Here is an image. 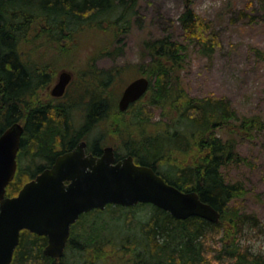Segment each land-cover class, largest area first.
Segmentation results:
<instances>
[{
	"label": "trees",
	"instance_id": "1",
	"mask_svg": "<svg viewBox=\"0 0 264 264\" xmlns=\"http://www.w3.org/2000/svg\"><path fill=\"white\" fill-rule=\"evenodd\" d=\"M134 8L135 0H0V133L24 119L17 168L5 195H15L47 164L36 163L37 158L51 160L56 153L84 137L92 122L115 111L110 109L108 98L92 93L86 102L80 101L84 114L80 129L75 130L69 124V109L34 106L32 98L36 90L47 84L51 75L33 62L32 53L23 44L33 41L37 33H43L67 51L62 40L72 41L86 26L94 24L100 28L101 22L106 21L113 34L127 31ZM180 22L188 37L194 36L206 46L210 44L208 37L214 39L206 35L203 21L191 8L184 9ZM142 45L144 58H149V62L141 70L150 80L144 95L151 96L149 103L161 109L162 120L154 132L126 141L117 156L131 155L136 163L150 166L180 190L195 191L202 201L219 211L218 220L213 222L196 215L176 218L150 203L107 204L102 209L82 213L71 224L60 257L43 254L47 243L44 235L21 230L10 264H96L94 253L101 258L98 252L104 243L112 244L115 251L124 250L128 240L123 238L130 236L117 230L111 232L104 219L107 212L110 219L124 220L126 229L137 232L133 264H210L205 252L211 249L210 240L221 229V247L214 250L217 258L233 259L230 264H264L263 255L251 252L237 241L236 235L243 224L256 218L233 205V200L244 192L243 184L226 181L221 171L225 164L241 158L234 141L223 140L217 134L231 123L228 121L234 111L225 99L195 98L179 84L175 74L184 57L182 42L164 35L145 40ZM101 75H106L104 83L107 84L115 74L102 72ZM126 111L118 110V114ZM131 116L144 124H149L152 118L144 110ZM255 127L252 117L243 118L238 131L248 128L251 131ZM27 153L32 162L29 167L24 165ZM147 206L146 218L142 220L138 216L134 222L132 217Z\"/></svg>",
	"mask_w": 264,
	"mask_h": 264
},
{
	"label": "rangeland",
	"instance_id": "2",
	"mask_svg": "<svg viewBox=\"0 0 264 264\" xmlns=\"http://www.w3.org/2000/svg\"><path fill=\"white\" fill-rule=\"evenodd\" d=\"M187 7L203 21L206 35L214 37L207 38L208 46L194 36L188 37L184 31L180 15ZM106 28L107 23L103 21L100 28L92 24L80 29L72 41L62 40L67 51L57 47L56 42L43 33H37L33 41L24 43L23 48L32 53L33 62L51 75L47 84L36 90L32 102L71 108L70 101H76H72L73 110L68 115L70 126L76 130L80 129L84 114L80 101H87L92 93L105 96L110 109L115 111L93 123L84 139L100 138L103 146L112 145L120 153L126 141L154 132L162 120L161 109L149 103V95L133 103L125 113L118 114L117 101L123 88L132 79L146 75L141 70L149 62L142 53L143 42L164 35L182 42L184 57L175 74L179 84L195 98L225 99L234 111L228 121L231 123L217 134L223 140H233L241 158L225 164L221 171L226 181L243 184L244 192L233 200V205L256 218L243 224L236 235L237 241L251 252L264 256V0H135L127 31L114 35ZM63 69L72 73V80L66 95L54 100L50 89ZM102 72L115 75L105 84L107 77L101 75ZM140 110L151 114L149 124L135 121L131 116ZM250 117L256 127L251 131L250 128L238 131L241 120ZM20 122L24 125L23 118ZM41 161L37 158L36 162ZM148 209L149 206L137 211L133 221L138 216L144 220ZM107 215L104 219L112 233L117 230L130 237L123 238L128 240L124 250L115 251L107 242L101 245L98 252L101 258L94 253L96 264H133L137 232L126 229L124 220L110 219L109 212ZM222 238L221 229L210 240L211 249L205 252L210 264L233 262V259L216 257L214 250L220 249Z\"/></svg>",
	"mask_w": 264,
	"mask_h": 264
},
{
	"label": "water",
	"instance_id": "3",
	"mask_svg": "<svg viewBox=\"0 0 264 264\" xmlns=\"http://www.w3.org/2000/svg\"><path fill=\"white\" fill-rule=\"evenodd\" d=\"M71 77L70 72L61 71L51 94L62 95ZM149 83L148 77L139 76L126 84L118 99L119 110L142 97ZM22 132V124L14 122L0 133V264L11 263L23 229L47 238L43 254L62 256L71 224L80 214L106 204L150 203L176 218L196 215L213 222L219 218V211L195 191L180 190L131 155L116 160L111 146L98 156L86 153L85 141L59 154L50 167L7 196Z\"/></svg>",
	"mask_w": 264,
	"mask_h": 264
},
{
	"label": "flooded vegetation",
	"instance_id": "4",
	"mask_svg": "<svg viewBox=\"0 0 264 264\" xmlns=\"http://www.w3.org/2000/svg\"><path fill=\"white\" fill-rule=\"evenodd\" d=\"M63 70H65V69H63ZM63 70H61V71H63ZM60 71V72H61ZM66 71H68V70H66ZM59 72V73H60ZM68 72H70V71H68ZM59 73L57 74V77H56V80H55V82H54V84L56 83V81H57V79H58V75H59ZM71 73V72H70ZM71 75H72V73H71ZM72 80V79H71ZM71 80H70V82H71ZM70 82L66 85V88H65V91L63 92V94L62 95H59V96H54V95H52L51 94V89H52V87H51V89H50V95H51V97H52V99H54V100H60V99H62L65 95H66V93H67V91H68V86H69V84H70ZM53 84V85H54ZM75 103V101L74 100H71L70 102H71V108H70V106H68V105H63V107H65V108H67V109H69V114L72 112V110H73V107H72V105H73V102ZM117 103H118V101H117ZM43 105H50L49 103H42L41 101H38L37 103H35V105L34 106H43ZM70 105V104H69ZM61 106V105H60ZM117 108H118V105H117ZM129 108V106L124 110V111H126L127 109ZM118 110H119V108H118ZM119 111H121V110H119ZM124 111H121V112H124ZM86 115H87V113H86ZM85 115V116H86ZM70 118H68V120H69ZM84 121V120H83ZM94 123H96V122H94ZM92 124H93V122L91 123V125H89V127H88V129L85 131V133L84 134H86V132L92 127ZM22 126H24L23 124H22ZM81 127V126H80ZM23 133V132H22ZM22 136V135H21ZM20 141H21V139H20ZM80 141H85V143H86V146H85V151H86V153H92V154H94V155H101L102 154V152L104 151V148L105 147H107V146H111L112 148H113V152H114V155H115V159L116 160H118V159H120L121 157L119 156H117L118 154H117V151H116V149H115V147L114 146H112V145H105V146H103L102 145V143L100 142V138H97V137H94V138H92L91 140H85L84 139V137H82V138H80V139H78L74 144H73V146H71V147H69V148H67L65 151H69V150H71V149H73L76 145H77V143L78 142H80ZM95 142H97L96 144H95ZM20 146H19V149H18V152H19V150H20ZM65 151H62V152H58V153H56L52 158H50L51 160H46V159H44V158H42V157H40L41 159H42V161L41 162H38V163H40V164H46V162H47V164L45 165V166H43L42 167V169L39 171V172H36V174H35V176L38 174V173H40L43 169H45V168H48V167H50L51 165H52V163L54 162V160H55V158L59 155V154H61V153H63V152H65ZM18 152H17V154H18ZM127 156V155H126ZM122 157H124V156H122ZM16 159H17V157H16ZM37 161V160H36ZM22 163V162H21ZM37 163V162H36ZM24 165H25V167H29V166H31L32 165V162H31V159L29 158V156H28V153L27 154H25V160H24ZM17 168V167H16ZM16 172V171H15ZM34 176V177H35ZM33 177V178H34ZM81 215V214H80Z\"/></svg>",
	"mask_w": 264,
	"mask_h": 264
}]
</instances>
